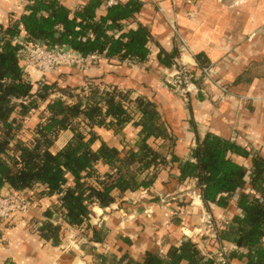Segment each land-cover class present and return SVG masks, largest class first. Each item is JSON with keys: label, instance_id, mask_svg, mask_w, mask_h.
I'll use <instances>...</instances> for the list:
<instances>
[{"label": "trees", "instance_id": "obj_1", "mask_svg": "<svg viewBox=\"0 0 264 264\" xmlns=\"http://www.w3.org/2000/svg\"><path fill=\"white\" fill-rule=\"evenodd\" d=\"M27 2L25 13L0 26V192L12 189L35 206L42 198L58 197V203L34 221L45 241L57 246L73 232L77 239L102 242V230L91 223L94 207L118 203L123 208L126 193L153 186L168 163L149 141L167 140L174 147L176 140L155 103L133 98L129 89L90 75L101 62L84 73L88 89L74 85L80 72L70 68L31 83L21 70L22 45L15 38L68 46L82 55L98 53L109 61L140 63L151 56L153 36L141 24L125 28L141 10L139 0L107 7L102 16V0H89L74 12L61 0ZM173 56L160 51L159 60L171 66ZM42 103V120L27 138L21 120ZM133 110L135 117L141 114L137 122ZM129 123L141 127L135 150L119 151L104 142L93 148L99 140L96 127L118 133ZM66 130L72 138L53 150L59 133ZM237 157L250 159V167ZM99 163L109 170L101 172ZM169 165L177 167L179 181L196 180L206 210L220 222L221 239L231 246L229 264H264V156L211 132L197 140L186 160L172 154ZM213 206L223 212L218 214ZM205 239L183 237L178 247L171 245L162 254L145 252L137 260L126 255L120 264H216Z\"/></svg>", "mask_w": 264, "mask_h": 264}, {"label": "crops", "instance_id": "obj_2", "mask_svg": "<svg viewBox=\"0 0 264 264\" xmlns=\"http://www.w3.org/2000/svg\"><path fill=\"white\" fill-rule=\"evenodd\" d=\"M61 1L74 12L89 0ZM102 1L104 11L99 16L107 8ZM139 1L140 12L125 28L136 29L141 24L150 30V58L137 64L130 59L129 64L104 59L90 75L108 85L129 89L133 98L157 105L176 143L173 147L167 140L149 142L160 157H165L167 167L159 171L150 188L126 193L123 208L118 203L94 207L91 223L102 230V242L75 240L73 232L57 246L45 241L35 231L34 221L42 219L45 209L58 203V197L42 198L30 214H16L0 225V264H101L102 260L105 264H120L126 255L137 260L145 252L162 254L171 245L178 247L183 237L199 235V218L206 209L201 198L194 202L189 198L190 194L200 196L196 180L179 181L176 164L169 165L172 154L186 160L197 140L212 132L264 156V0ZM174 1L179 5L175 6ZM27 5V0H0V26L19 18ZM181 44L195 55L199 65L191 66L200 92L189 106L165 88L160 73L169 67L159 60L160 51L173 54L175 62L181 55ZM205 67L209 68V76L200 73ZM84 77V73L77 74L74 85L81 87ZM42 110L22 118L27 138L41 122ZM140 117L138 114L135 121ZM95 132L99 140L94 149L104 142L119 151L135 150L141 137V127L132 123L118 133L100 127ZM72 136L70 130L60 132L53 150L62 149ZM236 160L250 167V159ZM98 168L101 172L109 170L103 163ZM212 208L218 214L223 212Z\"/></svg>", "mask_w": 264, "mask_h": 264}, {"label": "built area", "instance_id": "obj_3", "mask_svg": "<svg viewBox=\"0 0 264 264\" xmlns=\"http://www.w3.org/2000/svg\"><path fill=\"white\" fill-rule=\"evenodd\" d=\"M118 3L119 0H105L106 7H112ZM174 4L179 5L177 1H174ZM15 42L22 45L18 52L21 70L26 79L35 85L44 82L49 75L57 73L62 68L77 69L81 73H87L94 64L106 59L98 53L82 55L68 46H50L40 40L27 42L24 36L16 37ZM180 51L181 55L176 61L162 69L160 73L165 88L180 98L185 106H189L192 97L200 92L197 76L191 66L199 65L195 55L185 44L180 45ZM124 62L129 64V61ZM200 73L203 76H209V68L201 69ZM87 86L88 84L83 80L81 88L88 89ZM132 115L135 117V110L132 111ZM196 197L201 198V196ZM33 208L34 204L23 194L9 188L4 189L0 192V225L10 221L16 214H29ZM201 222V227L197 230L198 234L206 237L205 243L213 250L212 256L216 264H229L232 249L220 237L219 220L205 209L201 214ZM182 230L188 236L185 229Z\"/></svg>", "mask_w": 264, "mask_h": 264}, {"label": "rangeland", "instance_id": "obj_4", "mask_svg": "<svg viewBox=\"0 0 264 264\" xmlns=\"http://www.w3.org/2000/svg\"><path fill=\"white\" fill-rule=\"evenodd\" d=\"M44 106V104L42 103V105H41V108L40 109H38L37 111H40L41 109H42V107ZM190 197L189 198H191L192 199V201L194 202V200H196L195 198H197L196 196H195V194H190L189 195ZM32 203H33V201H31ZM37 202V201H36ZM39 202V201H38ZM34 204V203H33ZM38 204V203H37ZM36 206H38V205H36ZM35 205H34V208H33V210L35 209V207H36ZM31 213V212H30ZM29 213V214H30ZM26 215H28V214H26ZM99 222V221H98ZM99 224H100V222H99ZM201 224H202V222H201V216H200V218H199V226H198V229L201 227ZM75 235V234H74ZM198 236H200V234L198 235ZM74 239L75 240H78L77 238H76V235H75V237H74ZM98 260V259H97Z\"/></svg>", "mask_w": 264, "mask_h": 264}]
</instances>
